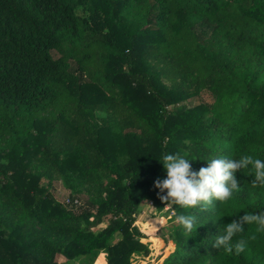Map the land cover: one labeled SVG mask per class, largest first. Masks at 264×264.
<instances>
[{"label": "trees", "instance_id": "obj_1", "mask_svg": "<svg viewBox=\"0 0 264 264\" xmlns=\"http://www.w3.org/2000/svg\"><path fill=\"white\" fill-rule=\"evenodd\" d=\"M175 153L194 172L264 160V0H0V264H133L146 204L173 211L161 264H264L255 224L241 255L213 247L264 212L255 169L230 200L185 208L154 186Z\"/></svg>", "mask_w": 264, "mask_h": 264}, {"label": "clouds", "instance_id": "obj_2", "mask_svg": "<svg viewBox=\"0 0 264 264\" xmlns=\"http://www.w3.org/2000/svg\"><path fill=\"white\" fill-rule=\"evenodd\" d=\"M191 159L180 153L163 156L166 179H157L155 187L160 190V199L166 204L175 203L185 208L200 206L202 210L212 205L214 200L226 202L235 191L239 190V181L235 173L251 165L258 180L264 181V160L245 155L239 159L214 158L198 172L191 170ZM175 223L181 225L186 234L197 228V217L191 214H178ZM257 226V231H264V212L258 214L246 212L224 228L223 235L216 237L213 247L236 256L245 252L248 240L242 235L244 225ZM239 236V239L235 237Z\"/></svg>", "mask_w": 264, "mask_h": 264}, {"label": "rangeland", "instance_id": "obj_3", "mask_svg": "<svg viewBox=\"0 0 264 264\" xmlns=\"http://www.w3.org/2000/svg\"><path fill=\"white\" fill-rule=\"evenodd\" d=\"M202 98L206 100L210 99L206 96H203ZM43 183H46V181L43 180ZM53 189L56 199L61 202L63 199L65 200L69 194L68 190L64 189L59 182L54 183ZM149 205L150 204L143 205V209L140 211L141 214L138 216L135 225L139 228L140 232L147 237L141 241L147 244L150 254L148 257H134L132 259L133 264H160L162 258H159V263H156L158 261H156V257L159 256V253L162 251L163 247L159 235L169 228V226H172V223L169 222V217L173 214V211L168 210L169 208L165 207L162 211L156 213L155 210ZM174 224H176L175 221L173 225ZM152 237L154 239H152ZM167 253L168 251H166L164 255H167ZM100 254L98 256H100ZM57 260L60 263L64 262L63 257H58Z\"/></svg>", "mask_w": 264, "mask_h": 264}, {"label": "crops", "instance_id": "obj_4", "mask_svg": "<svg viewBox=\"0 0 264 264\" xmlns=\"http://www.w3.org/2000/svg\"><path fill=\"white\" fill-rule=\"evenodd\" d=\"M161 240V239H160ZM161 243L163 244V241L161 240ZM101 255H103V254H101ZM157 256V255H156ZM99 257V256H98ZM97 257V258H98ZM157 258V257H156ZM156 263H159V260L156 262ZM94 264H96V261H95V263ZM161 264V263H160Z\"/></svg>", "mask_w": 264, "mask_h": 264}]
</instances>
